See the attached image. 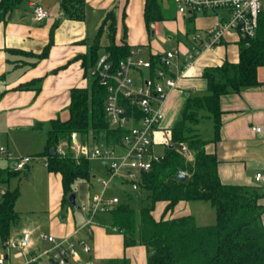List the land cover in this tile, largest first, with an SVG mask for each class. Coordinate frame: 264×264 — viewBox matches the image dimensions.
<instances>
[{"label":"crops","instance_id":"0c3cea01","mask_svg":"<svg viewBox=\"0 0 264 264\" xmlns=\"http://www.w3.org/2000/svg\"><path fill=\"white\" fill-rule=\"evenodd\" d=\"M157 2L162 20L148 26L145 20L147 0H84L82 19H69L62 7V0H16L15 7L0 19V147H5L13 157L43 155L51 121L57 118L67 120L72 90L87 88L91 82L90 70L85 65L86 57L94 47L108 13L112 12L116 20L115 43H126L131 49L142 48L139 54L147 56L142 58L135 52V58L151 61L166 51L179 50L180 58L169 71L172 76L178 75L179 67L186 60L193 44L195 33H206L216 25L219 18L227 15L221 10L181 15L173 0ZM35 5L42 6L48 12L45 20H35ZM155 35L166 37L162 43L166 50H162L160 43L151 40ZM104 36L106 43L102 41ZM240 42L236 33H227L221 44L203 51L194 66L179 77L177 87L170 92L163 108L164 120L155 135V150L157 146L165 144L166 137H170L169 133L181 118L187 98L207 94L204 71L225 62L235 64L239 61ZM107 43L105 31L101 44L105 47ZM101 50L98 54L105 55ZM133 72L136 73L135 78L132 76L135 84H139L142 82L140 76L147 79L151 71L141 68ZM257 77V86L243 88L221 98L223 113L218 140H215L214 120L207 112L200 113V121L195 129L202 139L210 142L206 150L219 161L220 181L225 185L257 189L262 195L259 204L264 206V183L255 181V175L264 172V66L258 69ZM253 127H261L262 132H254ZM43 162L45 165L44 159ZM10 166L7 156L0 154L1 169L9 171ZM4 179L2 174V182ZM43 179L51 197L49 222L44 227H50L51 233L48 234L58 238L72 235L76 240H85L92 251L85 254L80 248V263L100 264L109 259H128L130 264H147L146 248L141 245L126 248L123 235L110 232L108 227L111 223L106 224L102 214L98 215L90 228L85 224L77 227L70 212L65 215V219L57 218L56 211L64 203L60 177L48 172L47 178ZM87 183L92 185L91 181ZM120 185L122 183L117 179L111 191ZM161 204L162 217L158 218L153 213L156 220L191 215L198 227L216 223V211L208 222L198 224L187 202H180L174 208L176 210L183 204L184 214L177 217L173 216L174 210L164 214L166 203ZM261 222L264 227V213ZM22 230L32 232L33 252L44 248L45 245L39 240L43 232L35 237L33 230L23 228L17 229L16 234ZM79 233L83 236H79Z\"/></svg>","mask_w":264,"mask_h":264},{"label":"trees","instance_id":"16d2710c","mask_svg":"<svg viewBox=\"0 0 264 264\" xmlns=\"http://www.w3.org/2000/svg\"><path fill=\"white\" fill-rule=\"evenodd\" d=\"M15 4L16 0H2L0 19ZM62 7L69 19L83 18L84 0H62ZM145 20L148 26L162 20L157 0H147ZM105 31L108 43L104 47L101 37ZM115 35L116 20L110 12L95 39L94 47L86 57L85 65L90 70L91 82L87 88L72 90L69 118L51 121L46 148L40 156L47 158L48 172L60 177L64 202H67L66 197L74 193L78 183L90 182L93 175L91 161L75 159L70 150L61 156L57 153L58 146L70 144L73 133H77L84 142L114 145L120 142L126 132L125 129L111 128L105 112L107 89L91 76L92 69L102 57L98 54L100 49H105V54L114 65L130 55L132 49L126 43L117 45ZM151 62L152 74L160 64L157 57ZM263 66L264 16L260 18L255 39L250 40L248 45L245 41L240 42L239 61L207 68L203 73L207 81V94L187 98L181 118L171 129L168 139L170 145L166 148L164 159L140 175L136 192L140 196L142 192L145 193L142 201L147 202V205L136 211L130 205L132 195L126 194L122 199L119 197L120 203L109 213L111 226L108 230L115 232L113 229L116 228L117 233L123 235L126 248L144 246L147 264H264V227L261 222L264 206L259 204L262 195L254 188L223 184L218 174L219 161L206 150L210 142L202 139L195 129L200 121V113L207 112L214 120L215 140H218L223 113L221 98L231 92L257 86V72ZM182 144L188 147L192 158L182 154ZM179 172L187 174L185 182L175 179ZM14 173L3 170L4 182ZM2 196L0 250L8 239L19 235L16 230L20 220L15 209L17 192L7 190ZM196 201L208 202L215 209L214 225L198 227L191 215L160 220L153 216L158 203H166L164 214H167L180 202ZM100 264H130V261L109 259Z\"/></svg>","mask_w":264,"mask_h":264},{"label":"built area","instance_id":"2783aa9c","mask_svg":"<svg viewBox=\"0 0 264 264\" xmlns=\"http://www.w3.org/2000/svg\"><path fill=\"white\" fill-rule=\"evenodd\" d=\"M181 15H195L210 11H225L226 16L219 18L216 25L206 33H195L193 44L189 49L186 60L179 67L178 75H169V71L180 58L177 49L166 51L158 55L160 66L139 85L132 77L134 69L146 68L151 71L152 62L135 58L134 51L118 65H114L103 55L91 71V76L98 79L106 87L107 96L105 112L112 129H125L126 132L119 143L114 145H96L84 142L77 133L71 135L70 144H61L57 153L65 156L70 150L75 159L96 161L107 168L108 179L100 181L102 192L94 194L88 201L82 202L79 209L89 214L88 228L95 217L109 214L120 203V198L112 194L115 181L122 185L129 184L134 191L139 189L140 175L149 171L155 163L164 159L165 153L155 150V135L159 132L164 120L163 108L170 92L177 87L179 77L196 62L198 56L205 50L214 49L222 43L229 32L236 33L240 41L247 42L255 39L260 18L264 16V0H173ZM48 12L40 5L34 7V18L43 21ZM128 102V104L124 103ZM256 133L262 132L261 127H253ZM168 137L165 144L167 147ZM182 154L192 158L193 154L187 146L180 147ZM0 154L6 155L11 164L9 171L19 173L32 166L39 157H13L5 147H0ZM47 165V158H43ZM14 164V166H12ZM2 169L0 167V183H2ZM257 183H264V172L255 175ZM5 190L0 187V195ZM113 231L117 232L116 228ZM39 240L45 245L38 252H33L32 232L24 230L3 243L0 250V264H68L78 263V247L85 254H90L91 246L83 239H75L68 235L58 238L51 234L41 233ZM84 264V263H81Z\"/></svg>","mask_w":264,"mask_h":264},{"label":"rangeland","instance_id":"374dc122","mask_svg":"<svg viewBox=\"0 0 264 264\" xmlns=\"http://www.w3.org/2000/svg\"><path fill=\"white\" fill-rule=\"evenodd\" d=\"M165 36L158 37L155 35L151 37V40H155L157 43H160L162 46V50H166L162 43H164L163 38ZM166 40V37H165ZM103 43H106V37L104 36L102 39ZM139 47H134L132 50L138 53V55L142 58H146L147 56L139 54ZM102 54H105L104 49L101 50ZM220 67V66H219ZM132 76H136V73L132 72ZM144 76V75H143ZM141 80L145 77L140 76ZM140 84V83H139ZM136 84V85H139ZM169 131V130H168ZM171 133V132H170ZM169 133V135H170ZM169 137V136H168ZM168 145H170V141L167 139ZM61 145V144H60ZM59 145V146H60ZM156 151L159 153H165L166 147L165 146H157ZM18 158V157H15ZM92 175L95 176L91 180L92 185L89 186L86 182H80L76 185L75 188V205H72L69 202V196L67 198V202H64L61 205V209H57L56 217L60 218L63 215H67L68 212L72 213L75 219V223L77 227H80L82 224H86L90 217L89 214L82 212L79 207L82 202L87 201L90 197L94 194L101 193L103 188L100 183V179H108L109 173L106 167H102L100 163L96 161L90 162ZM48 172L44 165L43 159L40 157L37 162L34 163V166H30L29 168L19 172L14 173L8 177V180L5 182L0 183V187L5 190L11 192H17V200L15 203V209L20 215V220L17 229L28 228L33 230L35 233V237L39 235V232H43L45 234L51 233L50 227H44L48 225L49 222V213H50V193L48 192L47 183L43 181V178H47ZM114 194L117 196L122 197L126 194H131L133 200L130 202V205L136 211L140 210L142 206H146L147 202H143L142 198H144L145 193L142 192L141 196L139 193L132 189V186L129 184L120 185L118 189L113 190ZM3 196L0 195V202L2 201ZM190 207V212H194L195 216L197 217L198 224L202 222H208L213 215H215V209L210 205L208 202H187ZM187 205V204H186ZM183 206V204H182ZM182 206H179L174 210L173 216H182L184 214ZM162 204L158 203L155 206L153 211L154 215L158 218L162 217ZM48 212V215H47ZM204 214V217L202 215ZM103 218H106V224L111 223L110 214H102ZM110 217V218H109ZM202 219V220H201ZM40 226V227H39ZM111 226V224H110ZM24 230L21 231V233ZM79 236H83L79 233ZM78 252L81 253V249L78 247ZM82 257H86L82 255ZM88 260V259H87Z\"/></svg>","mask_w":264,"mask_h":264},{"label":"water","instance_id":"95a60500","mask_svg":"<svg viewBox=\"0 0 264 264\" xmlns=\"http://www.w3.org/2000/svg\"><path fill=\"white\" fill-rule=\"evenodd\" d=\"M171 147L173 148V145H171ZM52 152H53V151H52ZM12 166H14V164H13ZM187 178H188V176H187V174L184 173V172H179V173L176 175V177H175V179H176L177 181H180V182H185V181L187 180ZM75 200H76V195H75V193H72V194L69 196V201H70V203H71L72 205H75ZM61 218H62V219H65V215H63ZM53 264H57V263H56V262H53Z\"/></svg>","mask_w":264,"mask_h":264}]
</instances>
